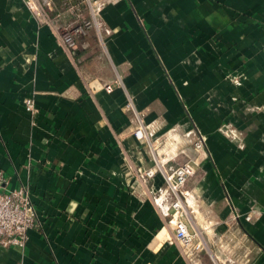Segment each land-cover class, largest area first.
Wrapping results in <instances>:
<instances>
[{"label":"crops","instance_id":"crops-1","mask_svg":"<svg viewBox=\"0 0 264 264\" xmlns=\"http://www.w3.org/2000/svg\"><path fill=\"white\" fill-rule=\"evenodd\" d=\"M89 1V47L70 49L62 0H0V170L41 218L0 264H264V0ZM134 110L165 166L198 162L199 252L173 239L161 175H140Z\"/></svg>","mask_w":264,"mask_h":264},{"label":"built area","instance_id":"built-area-1","mask_svg":"<svg viewBox=\"0 0 264 264\" xmlns=\"http://www.w3.org/2000/svg\"><path fill=\"white\" fill-rule=\"evenodd\" d=\"M25 1L37 14H43L45 11L43 3L47 4L50 2V0ZM62 1L65 7H69L73 13L76 10L74 13L76 23L73 29L63 34V43L69 48L75 44L73 38L75 33H83L85 29L97 25V22L94 14L91 19L81 15L82 3L90 2L89 0H82L78 4L74 3V0ZM93 2L95 4L97 0ZM60 15L61 12L58 13V16ZM68 29L65 28V30ZM105 88L107 91H111L113 86L106 84ZM25 103L28 110H34L33 100L28 99ZM134 112L138 124L134 129V134L137 138L148 144L153 161L155 162V165L140 175L152 179L157 174L161 175L164 184L154 192L153 197L161 212L171 217L174 227L173 239L178 241L185 250L199 252L204 249V244L201 241H196L199 234L191 219L190 208L188 206L190 200L189 193L184 188L190 177L196 174L195 165H198V162L190 158L171 167L165 166V163L161 159L159 160L154 152L152 141L143 118L135 110ZM204 145L203 138L195 142V146L199 149H202ZM6 185L7 179L0 170V246L24 247L28 240V231L33 228H39L41 226V218L27 186L21 185L16 188L7 189Z\"/></svg>","mask_w":264,"mask_h":264},{"label":"rangeland","instance_id":"rangeland-1","mask_svg":"<svg viewBox=\"0 0 264 264\" xmlns=\"http://www.w3.org/2000/svg\"><path fill=\"white\" fill-rule=\"evenodd\" d=\"M76 12V10L74 11V13ZM63 13L64 14H70L71 16H74V13L69 9V7H64L63 8V10L61 11V15L62 16H64L63 15ZM60 15V16H61ZM60 16H55L54 17V23H55V26H56V29H57V34L59 35V37H60V39H61V41H63V34L64 33H66V32H69V30H72L73 29V27H74V25H75V23H76V21L74 20L75 18L73 17V20H71L70 22H68L69 24H67V25H63L62 23H61V21H60ZM85 17V16H84ZM87 18V17H86ZM89 18V17H88ZM92 17H90L89 19H91ZM69 28L68 30H65V28ZM94 27V26H93ZM93 27H90V28H88V29H85L84 30V32L83 33H75V35L73 36V38H74V41H75V44H74V46L73 47H69L70 49H73V48H75V46H76V48H78V46H82V47H84V48H88L89 46H88V43L90 42L89 40V34H90V30L93 28ZM88 46V47H87ZM113 86V85H112ZM113 89V88H112ZM138 125V124H137ZM152 142V147H153V149H154V152L156 153V155L158 156V158H159V160L161 159L162 160V157H163V154H161L160 153V151H161V147H159V144L158 143H156V142H154L153 140H151ZM188 144V143H187ZM191 146V145H190ZM203 148L204 147H202V150H203ZM148 149H149V151H150V147L148 146ZM151 158H152V156H151ZM190 159V158H189ZM186 160H188V157L185 155V157H183L182 155L180 156V158H175L174 159V161H172V160H170V163H175V165L176 164H178V163H180V162H183V161H186ZM153 165H155V162H154V164ZM196 166V174H197V166L198 165H195ZM195 174V175H196ZM194 175V176H195ZM193 177V176H192ZM192 177H190V179L192 178ZM189 179V180H190ZM189 180H188V182H189ZM187 182V183H188ZM187 183H186V185H187ZM185 185V186H186ZM189 208H190V213H191V219H192V221H193V225L195 226L196 225V223L199 225V227L202 229L203 227H207L206 226V224H203V214H197L198 212H199V210H198V208L197 207H195V200H194V198H192V199H190L189 200ZM197 221V222H196ZM204 225V226H203Z\"/></svg>","mask_w":264,"mask_h":264}]
</instances>
